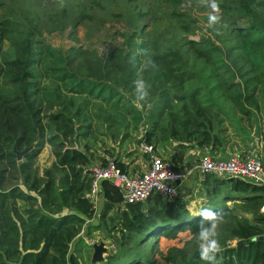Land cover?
Masks as SVG:
<instances>
[{
  "label": "trees",
  "instance_id": "16d2710c",
  "mask_svg": "<svg viewBox=\"0 0 264 264\" xmlns=\"http://www.w3.org/2000/svg\"><path fill=\"white\" fill-rule=\"evenodd\" d=\"M29 22L13 41L14 55L0 57V63L9 66L0 69V264H82L73 246L96 209L88 196L91 158L74 146L76 141L90 140L100 127L117 138L122 130L145 125L144 138L151 145L170 140L196 142L205 148L217 141L222 115L237 111L250 117L262 107L257 93L243 91L239 83L229 85L235 77L231 70L221 74L224 79L231 76L224 83L226 92L221 93L217 74L202 76L190 67L183 70L179 49L159 56L144 35L146 29L132 33L126 54L120 55L116 48L101 59L80 49L67 57L38 39V19ZM254 42L263 44L264 37ZM138 79L150 87L148 101L136 106ZM196 82L214 85L210 92L199 87L184 93L186 86ZM248 82L251 79L244 85ZM233 88L238 89L235 95ZM226 95L231 96L229 104L223 102ZM47 144L56 162L40 177L36 160ZM31 147L19 162L18 153ZM181 159L170 161L175 169ZM202 188V196L209 201L205 208L223 212L232 221L227 235L218 238L223 248L221 264H264V187L206 175ZM102 189L106 204L101 218L109 220L110 231L120 229L121 233L119 249L109 256V264H159V260L206 264L199 248L191 253L172 248L154 261L141 251L148 240L157 242L160 236L196 235L201 216L192 217L186 206L157 195L146 204L128 205L117 219L118 227L109 214L121 205L122 195L110 182H104ZM227 203H233V209ZM234 211L244 214L243 218ZM235 240L244 246H233Z\"/></svg>",
  "mask_w": 264,
  "mask_h": 264
},
{
  "label": "rangeland",
  "instance_id": "374dc122",
  "mask_svg": "<svg viewBox=\"0 0 264 264\" xmlns=\"http://www.w3.org/2000/svg\"><path fill=\"white\" fill-rule=\"evenodd\" d=\"M217 2L221 20L212 25L209 15L214 13L202 0H0V57L7 53L14 55L13 41L22 27L30 26L32 18L38 19V39L67 57L80 49L95 53L101 59L116 48L121 50L120 55L126 54L129 51L126 47L128 38L132 33L140 34L146 29L144 35L159 56L179 49L183 70L190 67L202 76L207 72L209 76L217 74L221 93L226 92L228 85L224 83L231 78L224 79L221 74L231 70L235 77L229 85L239 83L243 91L257 93V102H261L264 110V42H254L259 36L264 37V0ZM191 42L195 45L188 48ZM133 50L135 55L140 54L137 48ZM0 69L7 70L9 66L0 63ZM246 79H251V82L244 85ZM197 82L190 88L186 86L184 93L199 87H203L205 93L210 92L214 85ZM237 90L230 89L233 95ZM225 97L223 102L229 104L231 96ZM134 103L137 106L136 100ZM228 104H225V109ZM96 133L93 131L89 138L91 146ZM98 136L101 138L102 135ZM87 141H77L76 147ZM54 161L51 146L47 145L36 160L35 168L39 170L40 177ZM196 197L198 199L190 203L189 214L192 217H200L198 213L209 202L200 193ZM227 206L233 209V203H227ZM234 213L243 218L244 214ZM230 224L231 219L224 218L218 229V238L227 235ZM109 235L117 253L121 234L111 229ZM154 242V239L148 240L141 248L142 253L152 261L159 260V253L168 254L172 248L189 253L199 248L198 233L194 235L191 232L179 233L176 238L160 236ZM238 243L237 240L231 242L236 247ZM89 264H92L91 260ZM159 264L165 263L159 260Z\"/></svg>",
  "mask_w": 264,
  "mask_h": 264
},
{
  "label": "crops",
  "instance_id": "0c3cea01",
  "mask_svg": "<svg viewBox=\"0 0 264 264\" xmlns=\"http://www.w3.org/2000/svg\"><path fill=\"white\" fill-rule=\"evenodd\" d=\"M222 118L224 122L220 125L218 124L216 127L215 136L218 137V139L216 142L213 140L208 147L200 148L197 146L196 142L177 143L176 141L170 140L166 141V143L154 144L156 153L165 160L172 161L174 157L182 158L177 168L187 173V177L180 185L179 198H177L176 201L179 206H186L187 211H189L191 206L190 203L198 199L196 195L198 196L199 193L201 195L203 191L202 184L205 180V175H201L198 171L193 169L204 157L229 159L234 156L242 158L255 156L264 161V110L262 108L260 110H253V115L250 117L242 116L239 112L232 111V115H222ZM146 132L147 128L145 125L136 129L131 126L127 130H122L120 135L116 138L107 130L105 131L104 128L100 127L99 131L96 133V137L94 136L93 146H91L90 140L85 143H79L83 144L81 147H76V144H78L76 141L74 146L90 156L91 164L87 168L89 171L95 166H104L109 161L113 160L121 164L126 173L136 176L144 173L149 166V158L143 155L138 149L139 139L141 136L145 135ZM98 135H102L101 138ZM181 145H184L185 148L182 149ZM55 162L56 157L53 164ZM226 179L229 180L230 178ZM105 204L106 198L103 193L101 202L96 208L95 217L85 227V230L74 243L73 251H75L80 258L82 264H87V262L89 264L90 260L92 264H94V247L101 243L105 244L109 251L105 254V261L101 264L108 263L111 250L114 251V254L116 253V247L112 249L114 245H111L112 242H110V231H107L110 230L111 224L108 219L104 222L101 218L105 209ZM127 206L121 203V205H118L109 214L110 217L116 219L115 225L118 227L120 221L117 219L121 216L120 213L126 210ZM119 230L120 229H118V231Z\"/></svg>",
  "mask_w": 264,
  "mask_h": 264
},
{
  "label": "built area",
  "instance_id": "2783aa9c",
  "mask_svg": "<svg viewBox=\"0 0 264 264\" xmlns=\"http://www.w3.org/2000/svg\"><path fill=\"white\" fill-rule=\"evenodd\" d=\"M138 149L149 158L148 169L140 175L132 176L122 171L113 160L91 169L89 197L95 209L101 202L104 182H110L118 188L123 198L122 205L125 206L144 204L157 195L168 202L179 198V188L187 173L175 169L170 161L159 156L154 145L149 144L144 135L139 139ZM193 170L205 176L242 180L264 187V161L255 156H234L229 159L204 157ZM112 247L115 249V246Z\"/></svg>",
  "mask_w": 264,
  "mask_h": 264
},
{
  "label": "clouds",
  "instance_id": "9594fccd",
  "mask_svg": "<svg viewBox=\"0 0 264 264\" xmlns=\"http://www.w3.org/2000/svg\"><path fill=\"white\" fill-rule=\"evenodd\" d=\"M207 4L212 13L209 15V21L212 25L220 22V7L217 0H202ZM136 100L137 102H147L149 98L148 88L150 85L146 84L143 79H138L136 82ZM203 219L199 225L198 232V247L200 258L206 264H221L223 259V248L219 242V226L224 223V213L217 212L211 208H203L198 213ZM218 256L220 259H218Z\"/></svg>",
  "mask_w": 264,
  "mask_h": 264
},
{
  "label": "water",
  "instance_id": "95a60500",
  "mask_svg": "<svg viewBox=\"0 0 264 264\" xmlns=\"http://www.w3.org/2000/svg\"><path fill=\"white\" fill-rule=\"evenodd\" d=\"M33 149V147L31 148H27L25 151L18 153V161L21 162L23 157L25 155H27L31 150ZM238 247L240 246H244V242H239ZM109 251L107 249V247L105 246V244L101 243L99 245H95L94 247V255H93V263L94 264H101L105 261V254H107ZM110 254L113 255L114 251L111 250Z\"/></svg>",
  "mask_w": 264,
  "mask_h": 264
}]
</instances>
